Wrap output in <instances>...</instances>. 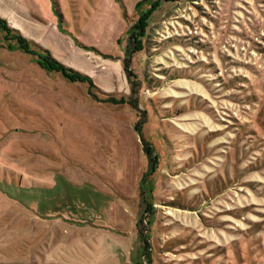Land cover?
Returning <instances> with one entry per match:
<instances>
[{"label": "rangeland", "instance_id": "rangeland-1", "mask_svg": "<svg viewBox=\"0 0 264 264\" xmlns=\"http://www.w3.org/2000/svg\"><path fill=\"white\" fill-rule=\"evenodd\" d=\"M152 1L0 0V264H264V0Z\"/></svg>", "mask_w": 264, "mask_h": 264}, {"label": "trees", "instance_id": "trees-1", "mask_svg": "<svg viewBox=\"0 0 264 264\" xmlns=\"http://www.w3.org/2000/svg\"><path fill=\"white\" fill-rule=\"evenodd\" d=\"M162 1H164V0H153L151 2L152 4L150 5V7L137 18V20L135 21V23L132 26V30H131V33L129 35V39L131 42L134 41L135 43L137 42V44H140V41L138 40V36H140V35L143 36L145 34L146 27L148 24V19H149L150 15L152 14V12L154 10H156L160 6ZM166 1H168V0H166ZM0 29H2L4 32H11L12 34H14L15 39H13V40H15V42L9 44V47L11 49L17 48V49H20L21 51H23L25 53H34V51L33 50L31 51V49H30L31 47H29V45H28L29 41L26 38H23L21 36V34L14 33V30L9 28L7 26L6 21L3 20L2 18H0ZM6 40H9V38H6ZM10 40H12V39H10ZM14 43H16V45H14ZM35 46H36V49L39 51V53L37 54V63L39 64V66H41L43 69H45L47 71L57 72V73L61 74V76H63L65 79H67L71 82L87 83L88 84V87H87L88 94L90 96L94 97L95 99L100 98L96 94V91H99V88H97L93 84V81L91 80L90 77H88L87 75L82 74L79 71H76L70 67H66L62 63L58 62L55 58H53L50 55L48 50L40 48L37 45H35ZM133 47L134 48L131 49V52L139 49V47L136 45H134ZM127 55H129V53ZM122 63H123V69L128 76L129 58L124 56ZM121 98L118 99V101H116L114 99V96L105 95V97H103L102 100L111 101V102H123V100Z\"/></svg>", "mask_w": 264, "mask_h": 264}, {"label": "crops", "instance_id": "crops-1", "mask_svg": "<svg viewBox=\"0 0 264 264\" xmlns=\"http://www.w3.org/2000/svg\"><path fill=\"white\" fill-rule=\"evenodd\" d=\"M25 1H27V0H10V3H14V4H17V6L18 5H20V6H22L23 7V9H24V11H23V15H24V17L27 19V18H29L32 22L34 21L38 26H43V24L46 26V31H49L50 30V24H53V25H57V23H56V17H55V15H54V13H53V10L52 11H50V3L49 2H47V6H48V12L46 13V11H39L40 9H37L38 7L36 6V8H34V9H37L36 11L33 9V5H32V3L30 2V0H28L29 1V5H30V7H31V9H29V6H28V4H26V2ZM25 3V4H23V3ZM56 10H57V7H56ZM59 10V9H58ZM60 11V10H59ZM41 12H42V14H41ZM16 13V11L15 10H13V12L11 13V14H15ZM0 14H1V12H0ZM17 14V13H16ZM30 14H31V16L32 17H35L36 19H38V22L36 21V20H34L33 18H31V16H30ZM2 15V14H1ZM15 17H19L18 15H15ZM9 20V19H8ZM17 19L15 18L14 19V23L13 24H11L10 22V24L11 25H13L14 27H18V26H20V24H18L17 22ZM39 22H41V23H39ZM13 30H14V33H19L15 28H13ZM58 32V31H57ZM20 34V33H19ZM28 40V39H27ZM29 42H31L30 40H28ZM36 41V44L35 43H32L34 46L35 45H37L38 47H40V48H43V49H47L48 51L50 50L51 52H52V54L53 55H57V53L59 52V50L57 49V48H55L54 47V51H56L55 53L52 51V45L50 44V42L47 40L46 41V38L43 36L40 40H35ZM30 43V44H31ZM31 44V45H32ZM117 44H118V42L116 43L115 41L114 42H109L108 44H103V46H105V47H108V48H110V50H107V51H109V52H117L118 51V49H120V48H118V47H120V45L119 46H117ZM51 45V46H50ZM74 51H76V52H79L80 54H82V52H81V49L78 47V46H75L74 44L73 45H70V46H68V52H69V54H71L72 52H74ZM101 51V50H100ZM119 51H121V50H119ZM109 52H107V53H109ZM60 53H63L62 51H60ZM64 54V53H63ZM88 54H90V53H88ZM109 54H111V53H109ZM116 59H118L119 61H117L116 63L118 64V66L119 65H121L122 66V60H120V58H116ZM122 69H123V67H122ZM118 75H119V72L117 73ZM114 75V74H113Z\"/></svg>", "mask_w": 264, "mask_h": 264}]
</instances>
